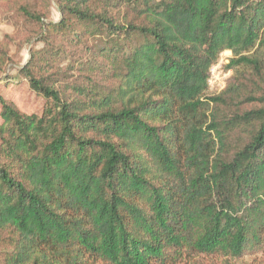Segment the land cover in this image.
I'll list each match as a JSON object with an SVG mask.
<instances>
[{
    "label": "trees",
    "instance_id": "1",
    "mask_svg": "<svg viewBox=\"0 0 264 264\" xmlns=\"http://www.w3.org/2000/svg\"><path fill=\"white\" fill-rule=\"evenodd\" d=\"M0 0V264L264 253V0ZM232 51V76L210 93Z\"/></svg>",
    "mask_w": 264,
    "mask_h": 264
},
{
    "label": "rangeland",
    "instance_id": "2",
    "mask_svg": "<svg viewBox=\"0 0 264 264\" xmlns=\"http://www.w3.org/2000/svg\"><path fill=\"white\" fill-rule=\"evenodd\" d=\"M51 19L59 20L55 0H52ZM3 9L0 8V40H4L6 36H11L12 43L10 45V55L13 59L7 72L15 74L19 66H22L28 59L32 48H41L43 43L39 39L26 40V36H21L15 29L14 25L2 14ZM232 56V51H225L221 54L219 61L211 68V76L209 79L210 93H219L226 86L232 76V70H227L226 65ZM0 95L8 98L16 103L21 110L26 113L40 114L44 99L30 90L26 82L10 83L9 85L0 84ZM1 112V105H0ZM1 121V116H0ZM173 264H264L263 252H252L242 257H232L220 253L211 255H185Z\"/></svg>",
    "mask_w": 264,
    "mask_h": 264
}]
</instances>
